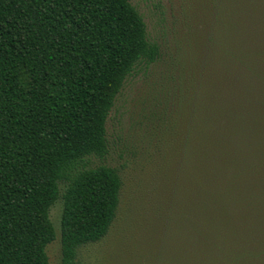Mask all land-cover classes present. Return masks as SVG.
<instances>
[{
	"label": "trees",
	"instance_id": "trees-1",
	"mask_svg": "<svg viewBox=\"0 0 264 264\" xmlns=\"http://www.w3.org/2000/svg\"><path fill=\"white\" fill-rule=\"evenodd\" d=\"M207 14L190 53L165 54L130 0H0V264H49L58 199L61 264L108 234L123 181L91 157L126 78L163 62L166 152L121 264H264V0Z\"/></svg>",
	"mask_w": 264,
	"mask_h": 264
},
{
	"label": "rangeland",
	"instance_id": "rangeland-1",
	"mask_svg": "<svg viewBox=\"0 0 264 264\" xmlns=\"http://www.w3.org/2000/svg\"><path fill=\"white\" fill-rule=\"evenodd\" d=\"M209 1L130 0L142 15L149 37L161 43L165 54H188L190 46L199 43L206 27ZM163 64L150 65L146 73L139 70L127 77L108 114L105 124L108 153L102 159L91 157V161L120 169L121 202L108 234L79 249L78 264H121L120 253H139L135 244L139 230L133 223L129 226L128 219L130 215L136 217L142 200L150 202L145 188L150 187L151 173L166 152L156 121L158 115L162 116L160 111L169 97L166 89L169 84L156 73L159 68L164 69ZM159 89L163 95L158 94ZM157 98L161 103L164 101L162 105H158ZM60 213L61 200L58 199L49 211L56 230L55 239L46 246L49 264H61Z\"/></svg>",
	"mask_w": 264,
	"mask_h": 264
}]
</instances>
